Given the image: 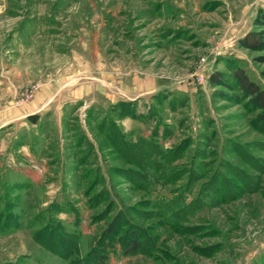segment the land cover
I'll list each match as a JSON object with an SVG mask.
<instances>
[{
	"label": "rangeland",
	"instance_id": "1",
	"mask_svg": "<svg viewBox=\"0 0 264 264\" xmlns=\"http://www.w3.org/2000/svg\"><path fill=\"white\" fill-rule=\"evenodd\" d=\"M263 13L0 0V264H96L112 222L143 245L104 264H264V122L232 76L264 91L238 44Z\"/></svg>",
	"mask_w": 264,
	"mask_h": 264
},
{
	"label": "trees",
	"instance_id": "2",
	"mask_svg": "<svg viewBox=\"0 0 264 264\" xmlns=\"http://www.w3.org/2000/svg\"><path fill=\"white\" fill-rule=\"evenodd\" d=\"M257 30H250L246 35L238 40L241 48L254 51H264V13L258 16L255 21ZM260 60H264L261 57ZM233 79L236 81L238 90L248 99V103L253 109L259 112L258 119L264 122V91L252 80L247 77L241 68H237L233 72ZM264 78V71L261 72ZM221 74L213 73L209 76L211 83H220ZM114 223H110L104 232V236L94 251L92 258L96 264H104L111 252L119 250L124 256H133L141 251L142 242L139 240V235L136 230L127 232L124 236L111 238L112 235H117L118 228H113Z\"/></svg>",
	"mask_w": 264,
	"mask_h": 264
},
{
	"label": "crops",
	"instance_id": "3",
	"mask_svg": "<svg viewBox=\"0 0 264 264\" xmlns=\"http://www.w3.org/2000/svg\"><path fill=\"white\" fill-rule=\"evenodd\" d=\"M28 111V110H27ZM8 112H10L9 114L10 115H8L9 116V118L11 117V118H18L19 117V114H20V112H19V109H17V108H13V107H10V109L8 110ZM3 116H2V113H0V121H3ZM9 121H11V120H8L7 122H5V123H2L1 124V126H4L5 124H7Z\"/></svg>",
	"mask_w": 264,
	"mask_h": 264
}]
</instances>
